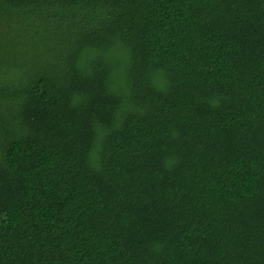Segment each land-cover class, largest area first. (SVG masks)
<instances>
[{
	"label": "trees",
	"instance_id": "16d2710c",
	"mask_svg": "<svg viewBox=\"0 0 264 264\" xmlns=\"http://www.w3.org/2000/svg\"><path fill=\"white\" fill-rule=\"evenodd\" d=\"M0 264H264V0H0Z\"/></svg>",
	"mask_w": 264,
	"mask_h": 264
}]
</instances>
